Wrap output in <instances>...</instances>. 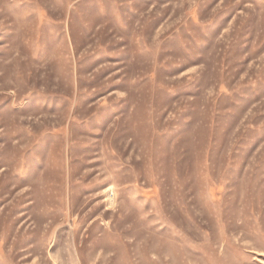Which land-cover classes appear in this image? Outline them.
I'll return each mask as SVG.
<instances>
[{
	"label": "rangeland",
	"instance_id": "obj_1",
	"mask_svg": "<svg viewBox=\"0 0 264 264\" xmlns=\"http://www.w3.org/2000/svg\"><path fill=\"white\" fill-rule=\"evenodd\" d=\"M0 264H264V0H0Z\"/></svg>",
	"mask_w": 264,
	"mask_h": 264
}]
</instances>
